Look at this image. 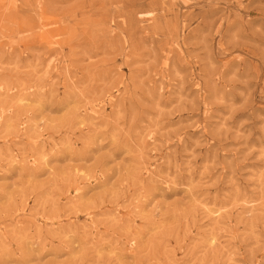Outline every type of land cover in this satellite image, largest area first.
I'll return each instance as SVG.
<instances>
[{
    "label": "rangeland",
    "instance_id": "374dc122",
    "mask_svg": "<svg viewBox=\"0 0 264 264\" xmlns=\"http://www.w3.org/2000/svg\"><path fill=\"white\" fill-rule=\"evenodd\" d=\"M0 264H264V0H0Z\"/></svg>",
    "mask_w": 264,
    "mask_h": 264
}]
</instances>
